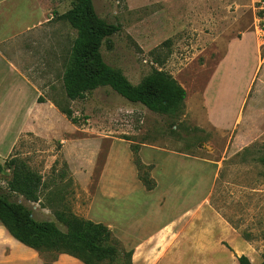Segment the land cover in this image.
<instances>
[{
    "label": "rangeland",
    "instance_id": "374dc122",
    "mask_svg": "<svg viewBox=\"0 0 264 264\" xmlns=\"http://www.w3.org/2000/svg\"><path fill=\"white\" fill-rule=\"evenodd\" d=\"M48 1L52 19L43 24L36 61L0 63V162L5 166L6 160L20 158L42 176L41 207L34 216L66 230L58 211L103 223L124 210L122 215L132 219L118 225L130 224L137 238L181 217L178 234L165 244L163 232L164 240L151 246L154 254L188 253L194 264H239L244 254L260 264L264 39L256 28L257 0H93L102 18L121 26L102 47L106 62L134 84L154 69L172 74L187 92L176 116L130 102L108 86L70 100L62 77L77 33L59 16L72 0ZM41 9L44 19L45 3ZM244 31H251L250 39L256 37L253 31L259 37L263 64L235 123L233 117L226 128L215 127L207 118L205 89L229 39ZM230 64L211 88L219 117L235 109L255 69L250 55L247 64ZM50 101L70 108L77 123ZM138 143L139 156L156 179L152 191L137 180L131 145ZM11 176L5 166L0 191L33 208V202L10 193ZM42 254L50 260L56 252Z\"/></svg>",
    "mask_w": 264,
    "mask_h": 264
},
{
    "label": "trees",
    "instance_id": "16d2710c",
    "mask_svg": "<svg viewBox=\"0 0 264 264\" xmlns=\"http://www.w3.org/2000/svg\"><path fill=\"white\" fill-rule=\"evenodd\" d=\"M59 17L68 21L77 33L62 77L70 100L83 99L87 93L108 86L130 102L140 103L154 112L176 116L183 110L186 89L169 72L154 69L140 83L134 84L121 68L106 62L102 47L121 26L102 18L93 0H72L71 8ZM38 102L41 103L40 98ZM54 104L69 120L77 123L70 108ZM131 148L139 180L147 190H153L156 181L150 175L152 166L142 162L140 143ZM260 161L264 166V157ZM5 166L12 171L7 185L10 193L39 202L42 176L20 158L6 160ZM5 166L0 162V175ZM34 214L32 207L0 191V221L25 245L41 253L56 252L45 264H52L61 253L70 254L84 264H133V251L121 245L108 225L72 212L58 211L57 219L66 226V230H62L54 221L37 219ZM238 262L253 264L244 254L238 257ZM260 264H264V255Z\"/></svg>",
    "mask_w": 264,
    "mask_h": 264
},
{
    "label": "crops",
    "instance_id": "0c3cea01",
    "mask_svg": "<svg viewBox=\"0 0 264 264\" xmlns=\"http://www.w3.org/2000/svg\"><path fill=\"white\" fill-rule=\"evenodd\" d=\"M43 3H45L44 19L41 17V6ZM49 5L50 1L48 0H0V63L27 64V62L31 63L36 61V57H34L35 52L36 50L40 52L42 47L43 24L50 22L52 19V17L50 18L47 15ZM250 32L251 31H244L229 39L226 44L225 55L217 64L215 71L211 75L209 84L205 89L204 101L207 110V118L215 127L226 128V124L229 123L233 117L235 123L245 95L247 94V90L260 64H263L260 51V39L255 31H253L256 35L255 39H250ZM49 37H51V35H49ZM32 54L33 56H31ZM249 55L253 64H255V69L248 80L245 91L240 95L235 109H233L230 114L224 117L217 116L214 101L211 99L212 84L222 76L224 72L228 71L232 65L230 63L240 64L241 66L247 64ZM37 60L40 61V58ZM18 82L16 83L18 84ZM22 82L28 87L31 86V84L29 85V83H27V80H22ZM11 84L14 85L15 83ZM21 88L22 85L18 86V90H21ZM39 93V89L36 88V96H38ZM50 103L55 107L53 102L50 101ZM151 176L154 178L153 174ZM137 180L146 189L139 178ZM41 200L40 198L39 202H33V209L41 207ZM124 212V210H120L118 213L120 216L118 218H116V215L114 216L115 221L110 218L109 221L103 223L111 228L114 236L126 250L133 251V264H194V257L192 254L174 252L170 251V249L162 255H156L151 251L152 245L155 246L159 241L161 243L162 240H164L163 232L165 237L168 235L165 244L168 241L170 242V239H172L174 235L178 234V223L181 217L169 223L159 225L145 237L137 238L133 235V232L129 230L131 229L130 224L125 223L124 225H118L119 220L128 222L132 219L131 217H129V220L128 218L126 219L122 215ZM189 236L191 237V234H189ZM194 237L195 235H193L192 239H194ZM173 242H176V240ZM125 246H129L131 249ZM0 264H45V259L41 252L16 239L0 221ZM52 264L84 263L70 254L61 253Z\"/></svg>",
    "mask_w": 264,
    "mask_h": 264
},
{
    "label": "built area",
    "instance_id": "2783aa9c",
    "mask_svg": "<svg viewBox=\"0 0 264 264\" xmlns=\"http://www.w3.org/2000/svg\"><path fill=\"white\" fill-rule=\"evenodd\" d=\"M256 28L264 39V0H257Z\"/></svg>",
    "mask_w": 264,
    "mask_h": 264
}]
</instances>
